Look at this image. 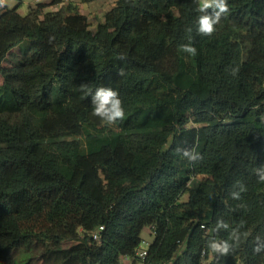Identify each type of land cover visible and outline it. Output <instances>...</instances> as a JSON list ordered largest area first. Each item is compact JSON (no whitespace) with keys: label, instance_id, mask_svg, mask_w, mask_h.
<instances>
[{"label":"trees","instance_id":"1","mask_svg":"<svg viewBox=\"0 0 264 264\" xmlns=\"http://www.w3.org/2000/svg\"><path fill=\"white\" fill-rule=\"evenodd\" d=\"M55 2L0 11V264L33 243L45 264H131L146 227V264H264V0H226L211 36L200 0H115L94 29ZM81 84L119 93L115 130L89 128Z\"/></svg>","mask_w":264,"mask_h":264},{"label":"clouds","instance_id":"2","mask_svg":"<svg viewBox=\"0 0 264 264\" xmlns=\"http://www.w3.org/2000/svg\"><path fill=\"white\" fill-rule=\"evenodd\" d=\"M5 0H0V7H3ZM199 11L204 12L198 19V32L200 34L211 36L215 31V25L219 23L221 15L229 11L226 0H200ZM215 7L218 11H214L213 14H207L206 10L210 7ZM182 50L195 55L196 49L191 45H183ZM118 75H123V69H121ZM81 91L86 97H91V103L93 105L92 115L97 116L102 122H106L108 125L115 124L118 120L124 118L125 112L123 108V102L120 99L119 93L111 87L100 86L93 90L89 84H81ZM177 151H183V155L188 157L189 160L198 159V154H194L188 149H180ZM258 177L260 181H264V166L258 169ZM233 198H238V194L233 193ZM218 228L228 226L223 223L217 225ZM235 236V232L230 236L232 239ZM208 248L213 253H220L221 255H228L232 249L227 241L217 242L215 240L208 244ZM255 252L261 251V246H257L254 249Z\"/></svg>","mask_w":264,"mask_h":264},{"label":"rangeland","instance_id":"3","mask_svg":"<svg viewBox=\"0 0 264 264\" xmlns=\"http://www.w3.org/2000/svg\"><path fill=\"white\" fill-rule=\"evenodd\" d=\"M36 0H8V7L14 8L19 4V11L22 12V14H27L30 11L31 6L35 4ZM68 4V3H66ZM115 4V0H92L90 3L87 4V16L90 17L91 21V28L94 29L97 24L101 21H103L102 16L104 15L105 11ZM63 5V4H62ZM62 5H58L57 7H61ZM51 8H47L46 10H49ZM19 60V55L16 52V49L14 48L10 54L7 55V57L3 60L2 65L8 66L16 61ZM1 80V76H0ZM89 128L95 131H101V132H107L115 130L116 128L114 125H108L106 122L101 126H96L92 123L89 124ZM203 178V175H199L190 182V186L194 187L196 186L199 181ZM187 198V196H184V199ZM142 238L143 241L140 244V247H147L150 245V243L154 240L155 235L153 233V230L149 227H146L142 232ZM71 244V242L67 243L66 245ZM43 249L41 245L37 243H33L28 250L20 249L16 252V254L10 259L11 261H8L10 264H45L41 258L40 255L42 253Z\"/></svg>","mask_w":264,"mask_h":264},{"label":"built area","instance_id":"4","mask_svg":"<svg viewBox=\"0 0 264 264\" xmlns=\"http://www.w3.org/2000/svg\"><path fill=\"white\" fill-rule=\"evenodd\" d=\"M44 0H36L35 4L42 3ZM54 1V0H53ZM71 2V0H57L55 2L56 5H62ZM8 0H5V4L3 7H0V11L6 9ZM105 227L103 225L99 226L98 229L92 232L93 238L98 240L101 235V231L104 230ZM149 255V245L147 247H139L135 253V260L133 261L130 257H124L126 262L130 261L131 264H146L147 257Z\"/></svg>","mask_w":264,"mask_h":264},{"label":"crops","instance_id":"5","mask_svg":"<svg viewBox=\"0 0 264 264\" xmlns=\"http://www.w3.org/2000/svg\"><path fill=\"white\" fill-rule=\"evenodd\" d=\"M92 1V0H91ZM51 2H53V0H44L42 3H51ZM71 2L72 3H75L76 5H78L79 6V9H80V11L82 12V13H84V14H86L87 13V4L88 3H90V1H85V0H71ZM35 5V4H34ZM58 5H56L55 3L54 4H51V5H49L47 8H51V9H49V10H52V9H58V8H60V7H57ZM113 6H114V4H113ZM113 6H110L106 11H105V13L107 12V11H109ZM46 8V9H47ZM19 11V10H18ZM20 12V11H19ZM20 13H22V12H20ZM105 13H104V15H105ZM87 15V14H86ZM104 15L102 16V19L104 20ZM90 18V17H89ZM149 229H150V227H149Z\"/></svg>","mask_w":264,"mask_h":264}]
</instances>
